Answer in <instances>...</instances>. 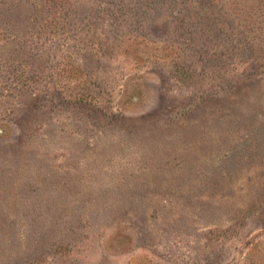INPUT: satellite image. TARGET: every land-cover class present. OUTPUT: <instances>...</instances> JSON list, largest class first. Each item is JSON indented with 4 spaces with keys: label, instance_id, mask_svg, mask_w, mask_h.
Instances as JSON below:
<instances>
[{
    "label": "rangeland",
    "instance_id": "374dc122",
    "mask_svg": "<svg viewBox=\"0 0 264 264\" xmlns=\"http://www.w3.org/2000/svg\"><path fill=\"white\" fill-rule=\"evenodd\" d=\"M190 1L0 0V264H264V0Z\"/></svg>",
    "mask_w": 264,
    "mask_h": 264
},
{
    "label": "trees",
    "instance_id": "16d2710c",
    "mask_svg": "<svg viewBox=\"0 0 264 264\" xmlns=\"http://www.w3.org/2000/svg\"><path fill=\"white\" fill-rule=\"evenodd\" d=\"M218 2H220V0H210V3L209 4L212 5V4H216ZM190 4H191V6H196V7H201L202 6V4H200L199 0H191L190 1Z\"/></svg>",
    "mask_w": 264,
    "mask_h": 264
}]
</instances>
